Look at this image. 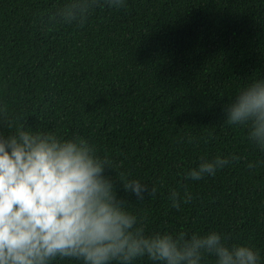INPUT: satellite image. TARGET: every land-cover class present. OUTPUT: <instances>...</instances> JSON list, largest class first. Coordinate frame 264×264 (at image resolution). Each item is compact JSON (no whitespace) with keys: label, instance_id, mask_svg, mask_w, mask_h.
I'll use <instances>...</instances> for the list:
<instances>
[{"label":"trees","instance_id":"1","mask_svg":"<svg viewBox=\"0 0 264 264\" xmlns=\"http://www.w3.org/2000/svg\"><path fill=\"white\" fill-rule=\"evenodd\" d=\"M66 2L0 0V132L85 139L111 161L104 175L145 235L217 232L264 264V152L225 112L264 80V0H126L57 23ZM218 156L230 163L214 176L186 179ZM124 179L155 196L139 200ZM173 191L192 199L174 208ZM201 264L217 258L205 253Z\"/></svg>","mask_w":264,"mask_h":264},{"label":"clouds","instance_id":"2","mask_svg":"<svg viewBox=\"0 0 264 264\" xmlns=\"http://www.w3.org/2000/svg\"><path fill=\"white\" fill-rule=\"evenodd\" d=\"M126 0H67L56 13L57 23L83 22L96 8L119 9ZM226 123L244 126L248 138L264 152V80H255L226 106ZM232 160L238 159L233 156ZM230 163L227 158L204 160L186 174L200 180ZM249 169L254 168L252 163ZM113 169L82 138L64 139L55 133L18 128L0 132V264H51L57 258L84 264H131L148 256L164 264H201L205 253L217 264H258L260 256L249 246H227L217 232L190 237L180 232L145 235L138 217L118 198L104 175ZM121 176H124L121 173ZM125 192L141 201L156 189L136 179L120 181ZM174 208L191 201L176 191Z\"/></svg>","mask_w":264,"mask_h":264}]
</instances>
